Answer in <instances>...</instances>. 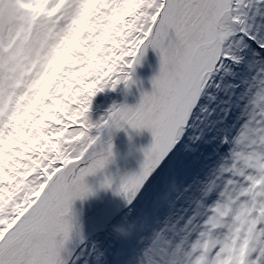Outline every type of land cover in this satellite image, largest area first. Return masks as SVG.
<instances>
[{"label":"snow or ice","instance_id":"obj_1","mask_svg":"<svg viewBox=\"0 0 264 264\" xmlns=\"http://www.w3.org/2000/svg\"><path fill=\"white\" fill-rule=\"evenodd\" d=\"M149 49L151 91L93 121ZM128 129L152 136L139 171L99 188L127 209L114 240L138 247L110 252L72 204ZM0 264H264V0H0Z\"/></svg>","mask_w":264,"mask_h":264},{"label":"rangeland","instance_id":"obj_2","mask_svg":"<svg viewBox=\"0 0 264 264\" xmlns=\"http://www.w3.org/2000/svg\"><path fill=\"white\" fill-rule=\"evenodd\" d=\"M158 61H159V59H158ZM156 63H158V62H156ZM156 63H155V66H156ZM151 65H152L151 49H149L147 51L146 55L142 58L140 64L135 66V71L132 73L131 81L129 83L133 86L134 84L138 83L140 78L144 79L148 70L150 69ZM156 68H154V69L156 70ZM123 85H124V83L118 84L114 90L105 88L103 91L98 92L92 98L89 115L93 121L104 116L105 115L104 113H106L107 110L113 106V102H115V100L118 96V93L121 90ZM115 133L119 134V131L115 132ZM115 133L113 134V137H112L113 154H114L113 161L111 163H109L107 165V167L104 169V171L102 173H99V175L100 174L101 175H110V174H113L114 172L118 171L121 167H123V165H125L128 162V160L132 157L133 153H137V151L140 150L139 144H137V143L135 146L133 144H127L124 147H132L130 149L131 153L129 154L128 158H125V160H121V156H119V153H117L120 150L119 149L120 147L119 148L115 147V144H118L120 141L122 142V140L129 139V136L132 137L135 132H132V134L125 136L124 138H122V140H117L118 136ZM151 143H152L151 133L147 132V134L143 137V143L142 144H146V146L144 148H147L148 146H150ZM208 151H210V149ZM142 160H143V153L141 152L140 157L135 162V164H133L134 169H133V167H131V169L126 170L121 175L116 176L117 180L114 179L115 183H114L113 187H115V185L119 182L120 177L130 174L132 169H133L134 173L139 171L140 163L142 162ZM186 163H187L186 158L182 154H178L177 157H175L174 160L172 162H170V166H172L175 169L177 175H176V177L167 176V177L162 179L160 186H159L160 194H162L164 191L167 190V186L169 184H171L174 179H175L176 186L179 187L180 183L182 182ZM96 181H98V180H96ZM91 187L95 190L96 184L94 183ZM170 187H171V185H170ZM104 194H105V191H104ZM102 195H103V193H102ZM86 200H89L90 204L83 209H79V211H82V212H79V216H75L78 227H79V231L84 230L87 223L89 222V220H88L89 218L87 216L88 211L93 207V204H94L93 197H90L89 199L86 198ZM139 203H142V204L139 206L140 211H138L136 213V216L139 215L141 213V211H147L149 213L151 212V209L145 206V202H144L143 198L137 204H139ZM95 205H97V204H95ZM100 207H102V208H100V209H102L101 214H103L105 216L103 217V219H100L96 225H94L96 222L95 221L93 224L94 226L91 227L89 230H87V232L83 236L84 244L90 245L93 242L99 241L101 247L108 249L110 252H116L118 250H121L125 253H130L133 249L137 248L138 244H137V236L136 235L132 236L128 240H114V238L111 234L110 224L115 222L116 220H118L120 217H122L124 215V213L127 211V209L124 206V201H123L122 197L114 195L113 191L111 189H109L108 193L106 194V197L105 198L103 197V199H101ZM136 207H137V205H136ZM94 217L98 218L99 216L98 217L94 216ZM97 225H98V227L96 229V232L94 231V233L92 235H90L87 239L86 238L87 233H89L92 229H95V227ZM129 225H134L131 228V231L133 233L134 229L137 226L131 222L128 224V227H129ZM122 227L126 228V226H122Z\"/></svg>","mask_w":264,"mask_h":264},{"label":"bare ground","instance_id":"obj_3","mask_svg":"<svg viewBox=\"0 0 264 264\" xmlns=\"http://www.w3.org/2000/svg\"><path fill=\"white\" fill-rule=\"evenodd\" d=\"M151 59H152V65H151L150 69L148 70L145 78L144 79L140 78L138 83L134 84L133 86L130 83H128V85L126 87L125 84H124L122 86L121 90L119 91L115 102H113V105H121V104L125 103L128 106H135L139 102L140 92L141 91L149 92L148 90L151 89V83H150L151 78L153 76H155V73H156V70L154 68H156L157 64H158V63H156V62H158V56L152 50H151ZM155 63H156V66H155ZM104 114H106V113H104ZM132 132H134V131H132L131 129H128L127 134H126L125 131H119V134H117V133H115V134L118 136L117 140H121L125 136L132 134ZM131 148L132 147H120L119 148L120 150L117 153H119V156H121V160H125V158L129 157V154L131 153V151H130ZM139 157H140V155H139ZM138 158H137V160H138ZM131 167L134 168V165L129 166L127 168V170L131 169ZM113 178L115 180H117L116 176H113ZM92 185L93 184L91 183L90 186H92ZM95 188H96L95 189V194L87 197L88 199L90 197H93L94 204H93V207L88 211V215L87 216L89 218L88 219L89 222L87 223V225L84 228V230L80 231L82 237L85 235L87 230H89L91 227L96 225L98 223V221L100 219H103V217L105 216V215L101 214L102 209H100V208H102V207H100V202H101V199H103V197L104 198L106 197V194L108 193L109 189L105 190V189L99 188L98 185H96ZM104 191H105V194H104ZM102 193H103V195H102ZM89 204H90L89 200L84 199L83 201H81V200L77 199L72 204V212L74 213L75 216H79V212H82V211H79V209H83V208L87 207ZM95 204H97V205H95ZM94 216H97V217L99 216V217L95 218ZM94 222H95V224H94ZM91 231L89 233H87V236H86L87 239H88L89 234L91 233Z\"/></svg>","mask_w":264,"mask_h":264},{"label":"water","instance_id":"obj_4","mask_svg":"<svg viewBox=\"0 0 264 264\" xmlns=\"http://www.w3.org/2000/svg\"><path fill=\"white\" fill-rule=\"evenodd\" d=\"M159 71V61H158V64H157V69H156V74L158 73ZM155 74V75H156ZM149 92L151 91L148 90ZM147 130H144L140 133H137L135 132L134 135L131 137V139H125V140H122V142L120 141L118 144H115V147H124L126 146L127 144H133L134 146L137 144H139V147L140 149L144 148L146 146V144H142L143 143V137L147 134ZM151 139H152V136H151ZM140 151V150H139ZM137 151V153H133L132 157L128 160V162L123 165V167H121L118 171L114 172L113 174H110L111 177L113 176H118V175H121L124 171L127 170V168L131 165H133L137 158L139 157L141 151L139 152ZM136 152V151H135ZM104 176H109V175H99V173H97L95 176H90V177H87L86 179V182L90 185L91 183L92 184H96L99 186V183L103 180ZM98 180V181H96ZM98 225L95 227V229H93L91 231V233L89 234L92 235L94 233V231L96 232V229H97Z\"/></svg>","mask_w":264,"mask_h":264},{"label":"clouds","instance_id":"obj_5","mask_svg":"<svg viewBox=\"0 0 264 264\" xmlns=\"http://www.w3.org/2000/svg\"><path fill=\"white\" fill-rule=\"evenodd\" d=\"M134 225H129V227L125 228V227H118L115 229V233L117 235L118 238H128L129 236L132 235V231L131 228Z\"/></svg>","mask_w":264,"mask_h":264},{"label":"trees","instance_id":"obj_6","mask_svg":"<svg viewBox=\"0 0 264 264\" xmlns=\"http://www.w3.org/2000/svg\"><path fill=\"white\" fill-rule=\"evenodd\" d=\"M141 204H142V203L137 204V207H138V208L136 207V211H134V212L132 213V216L129 217V219H133V218L136 217V213H137L138 211H140V210H139V208H140L139 206H140ZM120 218H121V217H120ZM120 218H119V219H120ZM119 219H118V220H119ZM127 227H128V225H126V228H127Z\"/></svg>","mask_w":264,"mask_h":264},{"label":"flooded vegetation","instance_id":"obj_7","mask_svg":"<svg viewBox=\"0 0 264 264\" xmlns=\"http://www.w3.org/2000/svg\"><path fill=\"white\" fill-rule=\"evenodd\" d=\"M121 140H122V139H121ZM133 169H134V168H133ZM133 169L131 170L130 174L134 173V172H133Z\"/></svg>","mask_w":264,"mask_h":264}]
</instances>
